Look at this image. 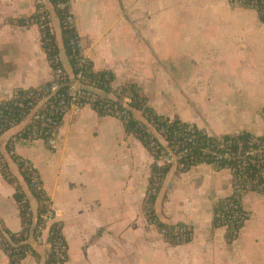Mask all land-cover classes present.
Segmentation results:
<instances>
[{
    "label": "crops",
    "instance_id": "crops-1",
    "mask_svg": "<svg viewBox=\"0 0 264 264\" xmlns=\"http://www.w3.org/2000/svg\"><path fill=\"white\" fill-rule=\"evenodd\" d=\"M34 13L35 0H0V102L52 80L38 28L18 24ZM70 13L92 71L110 74L114 87L136 86L158 116L216 138H264V22L254 11L228 0H71ZM50 24L71 76L52 14ZM132 117L145 124L140 113ZM14 133L0 137V152L34 223L36 201L5 150ZM54 138L53 151L17 141L13 154L37 174L61 226L64 264H264V192L243 196L249 218L229 243L213 210L231 193L230 173L205 164L171 168L154 212L161 224L191 231L188 242L172 246L142 209L153 158L120 121L86 107L67 114ZM14 192L0 174V230L17 234ZM27 244L35 254L20 264H44L47 246L32 237ZM0 264H10L1 248Z\"/></svg>",
    "mask_w": 264,
    "mask_h": 264
},
{
    "label": "trees",
    "instance_id": "trees-1",
    "mask_svg": "<svg viewBox=\"0 0 264 264\" xmlns=\"http://www.w3.org/2000/svg\"><path fill=\"white\" fill-rule=\"evenodd\" d=\"M70 2L71 0H47V6H45L40 0H35V13L28 19L18 23L20 26L34 25L38 28L41 16L48 18L45 23L46 26L43 31V35L40 36V43L52 72L54 73L57 69L61 71V84L68 83L70 76L66 74L59 60L60 52L57 48L55 37L51 29L50 14H52L58 22L62 50L65 58L67 59L71 75H75L77 71V60L79 58V48L77 45L78 36L76 33V28L74 25L73 17L70 13ZM60 5H62L63 7L60 8ZM69 18L71 19L70 22L68 21ZM259 20L261 22H264L260 18ZM90 78L98 83V87L102 92L101 97L92 104L91 109L99 116L105 117L108 116V114L104 112V108L110 109L113 108V106H117L118 109H120V104H122L124 98H128L129 103L126 105V107H128V111H130L131 113H140L141 117L144 119L145 124L135 120L131 116L126 122H121L123 124L124 131L127 135H132L133 137H135L149 152L153 159L158 158L159 151L162 149V146L160 145L156 134L159 133L160 130H166L169 133L176 127H180V129L182 130L190 129L193 141L198 144V152L205 149H208L211 152H215L218 146V140L216 137L208 136L195 127L187 124H182L177 120L170 121L158 116L152 109L147 106V100L142 96L136 86L123 85L119 87L118 91H113L109 88V84L113 82L112 76L110 74L93 72L90 74ZM51 83L52 81L48 84L34 89L17 90L13 93L15 95L11 99L1 101L0 112L2 113V118L0 119V121H9L13 119L16 123H19L22 118V113L26 111V106L28 104V101H23L25 95L29 91L47 89L50 87ZM63 89L65 88H60L59 92L63 91ZM20 103L22 104L21 107H19ZM62 120L63 119L61 116L58 117V119L56 120V126L54 127L55 130L61 125ZM4 133L5 132L0 133V137ZM222 138L224 141H240L243 143V147H247L251 136L246 133H242L234 136H225ZM259 139L264 140V138ZM176 145L181 146L179 143H176ZM5 150L7 153L11 152L10 159L17 164L20 175L37 204L35 222L33 223L28 202L24 197V194L22 193L18 183L10 175L6 161L3 155L0 153V174L6 181V183L12 186L15 190L13 198L19 208V217L22 225V230L17 234H12L6 230H0V248L8 256L10 264H20L27 255L30 254L33 256L35 254L27 244V241L30 237L34 239V228L38 223V218L49 208L50 203L43 191L36 193L31 187V176L29 175V172L25 167V165L30 164L16 157L13 154V148L9 147L8 143L5 144ZM211 162L212 161L210 159L198 161H195L194 159H187L184 165V169L180 170V172H186L190 168L197 165H211ZM225 166L227 165H225L224 162H221L213 164L212 168L216 169L217 171H221L224 170ZM229 166L232 168L235 167L232 164H229ZM170 169L171 168L169 167L156 168L154 165H152L148 189L142 209L147 222L154 225L158 232H165V235L162 237L164 241L169 245L176 246L178 244L188 242L191 239L190 229L182 225H163L158 221L154 212V204L156 202V198L161 189L162 182ZM34 173L37 177L35 171ZM245 173L247 175L244 174V172L242 173V175H240V182L238 183L239 187L240 185L246 183L247 179H251V177H254L256 171L254 170V168L248 167ZM154 182H156V186H153ZM39 184L41 186L40 182ZM232 187L233 190L230 195L226 198L218 200L213 210V225L216 228L225 230V240L229 243L237 238L239 231L242 229L244 223L249 218L248 213L245 212L242 207L241 201L244 195H240L239 193H237L236 189H234V183L232 184ZM183 235H188L189 238L181 240V237ZM47 240L49 243L61 240L62 244L65 247V243L62 239L61 234V226L58 223L52 224ZM4 242L5 245L3 244ZM15 250H17V260H13V256L12 254H10V252ZM65 262L66 258L65 261L58 263L54 253L52 251H48L44 264H64Z\"/></svg>",
    "mask_w": 264,
    "mask_h": 264
},
{
    "label": "built area",
    "instance_id": "built-area-1",
    "mask_svg": "<svg viewBox=\"0 0 264 264\" xmlns=\"http://www.w3.org/2000/svg\"><path fill=\"white\" fill-rule=\"evenodd\" d=\"M228 1L235 8L254 11L258 18L264 21V0ZM59 7L62 8L63 6L60 5ZM47 20L48 18L44 16L40 18L38 26L40 36L43 35ZM68 21L70 22L71 19L69 18ZM77 45L79 48L77 71L75 75L69 77L68 83L61 84V71L57 69L53 73L52 83L49 88L29 91L25 95L23 101H28V104L26 111L22 113L19 123H16L13 119L0 121V133L15 131L6 142L9 144V147L14 148L17 141L27 143L41 141L45 142L51 151L55 150L57 143L54 138V127L56 126L58 117L61 116L63 119L67 114H77L83 108L89 107L91 109L92 104L101 97L102 92L98 87V83L90 78V74L93 73L92 67L88 58L81 53L78 40ZM62 87L65 89L59 92ZM109 88L113 91L119 90V87H114L112 82L109 84ZM14 95L12 94L9 99ZM128 103L129 99L124 98L122 104H120V109L117 106H113L110 109L104 108V112L111 118L120 122H126L132 116V113L126 107ZM21 106L22 104L20 103L19 107ZM1 118L2 113L0 112ZM262 121L264 122V114H262ZM156 136L162 146L158 158L153 159V165L156 168L169 167L180 171L184 169L187 159H194L195 161L210 159L212 164L209 166L211 167L215 163L224 162L227 165L224 170L228 171L231 175L232 190V184L234 183V189L240 195L264 192V140L251 136L248 146L243 147V143L240 141H224L222 137H218V146L215 152H211L208 149L198 152V144L193 141L190 129L182 130L180 127H176L169 133L166 130H160ZM176 143H179L181 146L176 145ZM8 155L10 156L11 152ZM229 164L235 167L232 168ZM25 167L31 176V187L36 193L42 192V187L33 168L30 165H25ZM248 167L254 168L256 174L251 179H247L246 183L239 187L240 175L243 172L246 174L245 171ZM156 185V182H154L153 186ZM52 224H54V213L49 207L38 218V223L34 228V240L38 245L47 246L48 251L54 253L59 263L65 261L66 248L61 240L54 241L53 243L48 242L47 239ZM159 233L162 237L165 235L164 231ZM187 238H189L188 235H183L181 240ZM3 244L5 245V242ZM10 254H12L13 260L18 259L17 250L10 252Z\"/></svg>",
    "mask_w": 264,
    "mask_h": 264
},
{
    "label": "rangeland",
    "instance_id": "rangeland-1",
    "mask_svg": "<svg viewBox=\"0 0 264 264\" xmlns=\"http://www.w3.org/2000/svg\"><path fill=\"white\" fill-rule=\"evenodd\" d=\"M56 28H57V27H55V32H57ZM34 143H36V144L39 145V144L41 143V141H34ZM0 146H2L1 143H0ZM6 155H7V153H6ZM7 157H9V155H7Z\"/></svg>",
    "mask_w": 264,
    "mask_h": 264
}]
</instances>
